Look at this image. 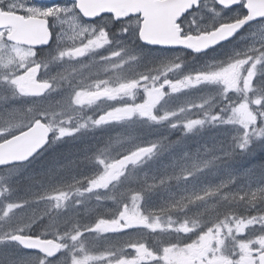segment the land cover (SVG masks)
I'll return each mask as SVG.
<instances>
[{
	"label": "trees",
	"instance_id": "trees-1",
	"mask_svg": "<svg viewBox=\"0 0 264 264\" xmlns=\"http://www.w3.org/2000/svg\"><path fill=\"white\" fill-rule=\"evenodd\" d=\"M199 58L201 59L194 57L186 62ZM258 73L264 77V65ZM197 91V88L185 91V103L181 107V111L187 107L190 110L188 113L196 112V115L175 117L181 124L174 129L169 128L168 122L164 126L139 120L125 125H118L117 122L98 125L95 129L97 132L83 137V141L75 138L56 141L53 133L49 146L31 164L0 170V180L16 186L15 189L1 188L4 193H8L6 197L14 196L27 201L26 195H30V192L38 189V193L43 194V187L57 189V194L61 195L55 197L58 198L56 205L55 200L47 199L50 201L49 206L38 218L26 222L18 229H11L0 219V240L16 234L50 239L78 236L73 250L75 258H90V264H115L128 253L141 250L139 248L160 256L168 247L191 245V239H199L222 223H230L237 218L264 216V134L260 138L250 137L244 143L237 141L231 146V142L226 139L228 130L223 121L233 101L230 98L228 103L227 98H203ZM260 109L263 116L257 114L258 131L262 133L264 107ZM156 112L163 117L160 108ZM87 114L90 115L89 112ZM85 116L86 113H83L81 117ZM192 117L199 118L201 124L187 131L183 124ZM6 123L2 122L1 127L4 128ZM86 125L82 120L80 123L73 120L61 126L74 130ZM121 127L126 129L120 131ZM79 133H76V138ZM136 143H143V150L153 146L152 155L149 158L147 155L140 162L130 163L127 171L104 190L100 189L102 187L96 189L98 183L92 188L93 179L97 178L102 168L92 162L90 157L88 161L83 156L87 149L85 146L88 144L93 148L98 147L99 152L95 157H99L100 154L106 156L118 150L126 154L130 151L131 144ZM201 158L204 160L200 164ZM93 165L96 167L92 168ZM228 173L245 175V185L253 188L249 189L248 196L239 191L236 194L226 193L234 186L220 192L218 181L223 180ZM184 174L187 179L185 182H193L195 185L187 187L183 182L176 184L174 181H166L163 186L156 187L164 179ZM227 184L228 182L224 186ZM182 187L189 190L195 200L190 198L187 201H176L173 199L174 195L168 196L165 192L173 189L175 194ZM200 187L206 189L202 195ZM63 193H67L70 198H62ZM218 194L227 197H220ZM200 197L203 198L200 200ZM206 203L216 206L218 213L215 217L200 216V205ZM6 204L7 200L0 199L1 207ZM133 209L148 221L170 223V229L147 230L145 227L131 225V228L121 230L120 226L126 225L117 224L114 233L103 234L116 222L122 223L121 219L126 218L128 211ZM134 223L142 225L141 221ZM5 230L7 231L4 233ZM10 246L25 259L13 258L14 253L6 256L4 251L0 264H7V261L12 264H36L43 259L37 254L20 251L13 243Z\"/></svg>",
	"mask_w": 264,
	"mask_h": 264
},
{
	"label": "rangeland",
	"instance_id": "rangeland-1",
	"mask_svg": "<svg viewBox=\"0 0 264 264\" xmlns=\"http://www.w3.org/2000/svg\"><path fill=\"white\" fill-rule=\"evenodd\" d=\"M256 30L258 29H254V32L250 31L249 40L244 38L235 47L230 48L232 55H223V53L212 54L205 60L182 61L181 65L182 57L179 55H171L165 58V60L161 54L157 53H153V55H141L138 61L139 69H144L149 74H145L142 71L132 73L137 61L135 56H132L131 52H129L128 57L123 61V65L126 68L122 71L123 76L121 80L118 83H113L114 81L107 78V87H110L108 90L112 94L110 104H113V107L110 108L111 112L108 115L114 116L116 121H120L121 124L126 121L138 122L139 119H144L145 121L151 122L152 125L160 124L165 126L168 122L167 125L169 128L174 129L181 124L175 120V117L187 118L188 116L196 115V112L188 113L190 110L184 106L181 111V107L185 103L184 95H178L177 92L183 89H187V92L194 91V88H197V92L201 93L200 95L203 98L220 97L222 99L227 98L226 103L229 102V98L233 101L232 106L226 111L223 121V124L228 130L226 139L231 142V146L235 145L237 141L244 143L250 137H262L264 134V121H262L263 130L261 129L263 132L259 133V117L257 114L259 113L262 117L263 112L260 108L264 107V91H262L264 89V82L262 84L260 83L264 77L258 73L264 65V27L259 28L258 31ZM3 46L0 41V50ZM129 49L130 47L125 48L124 46L123 52ZM145 53L141 51L140 54ZM26 57V61L29 63L30 54L27 53ZM7 65L8 62L0 58L1 76L3 75L2 73L6 72ZM42 68L44 74L48 75L50 68L47 66ZM0 81V96L4 93L13 94L11 88H7L9 86L3 82L4 78H0ZM10 84H13V81ZM65 92L69 91H60L59 88H54L44 100L38 101V103L26 100L25 115L26 117L33 116L34 109L37 106L38 117H43L51 125L55 133L56 141L65 138H75L83 141V137H88L93 132H97L95 130L98 127L96 123L99 122L95 119L92 124L80 126L74 130L65 129V127L61 126L62 124L70 123L72 121L71 118L82 116L83 112H88L87 108L80 107L77 104V100L82 93L75 95V92H69L72 95V100H69V93ZM171 94L174 97H171ZM157 105L158 109L160 108L162 110L164 117H160L157 114ZM1 109L0 114L4 116L6 111L5 106H1ZM200 124L201 120L199 118L192 117L188 118L183 125L189 131L190 129L199 127ZM125 129L126 127H121L120 131ZM83 131L84 133H82ZM78 132L80 133L77 134L78 138H76L75 135ZM84 142L88 143L85 140ZM88 144L85 146L87 149L84 150L85 153L83 156L85 158L87 157L86 159L88 161V157H90L92 162L102 168L100 174H97V178L93 179L94 183L92 188H95V185L98 183L96 189L102 187L100 189L103 190L114 184L118 177L127 171V166L130 163L140 162L147 155L149 158L153 153V146L147 150H143V143H136L131 144L129 152L125 150V152H128L126 154L118 150L106 156L100 154L99 157H95L97 152H99L98 147L93 148ZM203 160L204 158L200 159V164L203 163ZM95 167L94 165L92 166V168ZM172 170L176 169L172 168ZM186 174L164 179L158 185L156 184V187L163 186L166 181L167 183L174 181L176 184L183 182L187 187L192 186V184L195 185L193 182H185L187 180L184 177ZM226 182L228 184L225 187L224 184ZM245 183L246 177L244 174L228 173L223 180L218 181V189H220V192H225V190L229 189L227 187L234 186L233 189H230L226 193L236 194L239 191L248 196L249 189L253 190V188L250 185H245ZM262 186H264V180L262 181ZM6 187L16 188V186L11 185V182L0 180V194L4 193L1 188ZM43 188L46 193L44 190L43 194L38 193L37 189L30 192V195H26L27 201L14 196L6 197L5 195L8 193H4L0 196V199L7 200V204L3 207L0 206V219L4 220L11 229H18L23 224H26V222L36 220L38 215L49 206L50 201L47 199L55 200L56 205L58 198L55 197L61 196L57 194V189ZM90 188L88 187V189ZM179 191L173 194V189L165 190L168 196L174 195L175 198L173 199L176 201H187L190 198V200H195L192 199L193 197L189 190L182 187ZM205 191V188L200 187V195ZM219 196L227 197V195ZM62 198H70V196L67 193H63ZM201 198L203 197H200V200ZM214 209L216 212L213 213ZM128 213L126 218L121 219L122 223L116 222L111 228L106 227V229H109L103 234L114 233L117 224L126 225L125 227L120 226L121 230L131 228V225L134 227H145L147 230L163 229L164 231H168L170 229V223L163 224L148 221L139 216L135 209L129 210ZM216 213L218 211L215 205L211 206L207 203L200 205V216L213 218ZM136 221H141L142 225L134 223ZM77 237H57L55 240L62 245L60 257L52 262H48L46 259H40L36 264H90L92 262L90 258H75L73 255ZM11 239L12 237H10V244L12 243ZM193 240L194 238L190 241ZM263 248L264 216L251 219L237 218L230 223H222L219 226L211 228L204 236L200 237L199 242H195L194 240L189 246L167 248L160 256L155 255L157 259L154 260H157L156 262L158 264H194L195 258L200 254V264H257L255 263L257 262V256ZM143 252L144 250L134 251L133 254L128 253L122 259L123 261L119 262L131 264L134 259H138L139 256L146 254ZM11 253L15 255L13 258L25 259L21 253H15L13 248L6 250V256ZM196 253L197 255H195ZM3 255L4 250L0 248V257ZM149 257L152 258L150 255ZM68 259L71 261L69 262ZM119 262L115 264H120ZM7 264H12V262L9 263L7 261Z\"/></svg>",
	"mask_w": 264,
	"mask_h": 264
},
{
	"label": "flooded vegetation",
	"instance_id": "flooded-vegetation-1",
	"mask_svg": "<svg viewBox=\"0 0 264 264\" xmlns=\"http://www.w3.org/2000/svg\"><path fill=\"white\" fill-rule=\"evenodd\" d=\"M115 1L0 0V41L4 45L0 50V58L8 62V68H6V72L2 73V76L0 75V78H4L3 82L9 86L7 88H11L13 93L6 100L0 102V113L1 106L6 108L5 115L1 116L0 114V123L8 120L0 132V139L11 138L38 120L37 106L33 116L26 117V100L38 103L50 94L41 98H31L21 90L22 75L30 68H35L37 71V83L38 81H48L52 85V90L59 88L60 91L75 92V95L82 93L77 104L87 110H97V115L94 114V117L98 116L96 121L102 124L116 120L114 116L107 115L106 107L112 100V94L108 90L110 87H107V78L114 81L113 83H118L121 80L122 71L126 68L123 61L126 60L129 52L135 56L137 61L132 73L142 71L149 74L146 70L139 69L138 61L141 55L157 53L161 54L164 60L171 55H183V59H186L187 55L182 51L142 45L139 39L140 16L117 20L114 15L105 13L106 11H115L113 8ZM149 1L154 5L168 0ZM238 1L237 5L230 8L220 7L213 0L199 3L196 9H192L177 22L179 36L181 38L200 36L223 25L245 19L247 16L246 0ZM44 25L49 35V43L46 47L39 49L38 45L37 47H27L17 41L19 39L22 42L23 36L29 32L34 35L38 43V27ZM262 27H264V20L251 23L210 53L232 55L230 48L235 47L244 38L249 40L250 31L254 32V29L259 30ZM122 42L125 45H122ZM124 46L125 48L130 47V49L123 52ZM141 51L146 53L140 54ZM27 53L30 54L29 63L26 61ZM38 66L41 69L39 79ZM46 66L50 68L48 75L44 74L42 68ZM12 81L13 84H10ZM98 92H107L108 98L98 102L87 100V96ZM68 99L72 100L70 93ZM87 120L92 122V119ZM199 241L200 238L195 240V242ZM5 242L7 243L8 239L3 241L4 245H7ZM139 249L142 250V248ZM143 253L146 254L134 259L131 264H150L154 255L149 251ZM193 263L200 264V254ZM255 263L258 264V261Z\"/></svg>",
	"mask_w": 264,
	"mask_h": 264
},
{
	"label": "water",
	"instance_id": "water-1",
	"mask_svg": "<svg viewBox=\"0 0 264 264\" xmlns=\"http://www.w3.org/2000/svg\"><path fill=\"white\" fill-rule=\"evenodd\" d=\"M203 0H168L152 5L149 0H116L115 11L105 13L114 15L117 20L140 16L141 26L139 39L142 45L168 50H183L193 54H203L229 41L243 27L264 19V0H246V18L233 24L224 25L208 34L197 37L181 38L177 22ZM220 7L230 8L239 3L238 0H214ZM19 43L27 47H46L49 35L44 26L38 27V43L29 32ZM39 75V70H38ZM35 68L27 70L21 78V90L32 97H42L51 89L49 83L36 82ZM108 94L100 92L90 95V102L101 101ZM50 130L40 120L24 132L0 143V169L25 164L42 151L49 142ZM13 242L24 251L34 252L48 259H55L60 253V244L52 239H40L33 236L15 235ZM259 264H264V251L259 256Z\"/></svg>",
	"mask_w": 264,
	"mask_h": 264
}]
</instances>
